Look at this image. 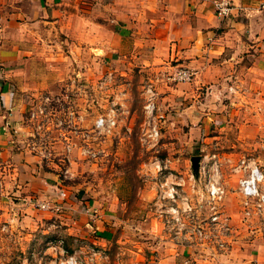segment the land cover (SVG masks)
Wrapping results in <instances>:
<instances>
[{
    "label": "rangeland",
    "instance_id": "rangeland-1",
    "mask_svg": "<svg viewBox=\"0 0 264 264\" xmlns=\"http://www.w3.org/2000/svg\"><path fill=\"white\" fill-rule=\"evenodd\" d=\"M123 48L118 60L107 58L99 67L94 60H73L69 75L79 72L75 80L61 78L54 94H35L27 113L32 121L27 147L53 165L62 183L73 186L78 197L83 193L98 201L100 209L118 214L115 236L101 245L69 235L63 214L52 219L37 215L36 222H27L21 214L10 216V210L0 221V264H62L70 257L79 264H143L160 243L182 241L161 222L154 205L156 161L167 163L165 174L181 184L179 188L204 218L212 213L207 185L217 175L225 194L212 207L232 231L223 238L224 248L214 242L199 246L216 263L223 262L216 258L228 251L232 239L240 248L264 247V210L259 213L254 204H243L239 190V181L251 166L264 172V110L258 107L256 89L250 86V97L245 98L246 87L206 83L180 108H167L161 100L164 83H191L194 71L190 69V81H174L175 71L185 67L164 69L171 63L164 52L159 54L164 62L150 67L133 56L139 45L128 43ZM56 51L64 55L69 48ZM55 62L67 64L64 59ZM192 103L196 106L189 114L178 113ZM111 114L116 124L97 131L95 122ZM185 117L194 123L186 124ZM155 128L159 136L151 137ZM194 157L200 158L198 174L193 173Z\"/></svg>",
    "mask_w": 264,
    "mask_h": 264
},
{
    "label": "crops",
    "instance_id": "crops-1",
    "mask_svg": "<svg viewBox=\"0 0 264 264\" xmlns=\"http://www.w3.org/2000/svg\"><path fill=\"white\" fill-rule=\"evenodd\" d=\"M215 1L0 0V221L10 210V216L21 214L27 222H36L37 215L52 219L63 214L69 235L101 245L115 236L118 214L105 212L83 193L78 197L53 165L45 164L26 144L32 131L27 113L33 96L41 91L54 94L61 78L75 80L79 72L69 75L75 59L94 60L99 67L107 58L118 60L123 46L132 43L140 46L133 56L146 66L164 62L159 56L164 52L171 62L164 69L194 71L191 83H164L165 107L180 108L206 83L232 82L246 87L245 98L250 97L249 87L255 88L258 107L264 110V0H228L234 8L226 18L216 15ZM58 47L69 51L58 54ZM60 59L67 61L66 67L55 62ZM253 76L256 82L251 83ZM195 106L178 113L185 116ZM185 119L186 124L194 123ZM36 204L56 209L40 210ZM237 244L232 239L217 261L264 264V247L248 250ZM152 253L143 264H216L199 245L174 240L160 243Z\"/></svg>",
    "mask_w": 264,
    "mask_h": 264
},
{
    "label": "built area",
    "instance_id": "built-area-1",
    "mask_svg": "<svg viewBox=\"0 0 264 264\" xmlns=\"http://www.w3.org/2000/svg\"><path fill=\"white\" fill-rule=\"evenodd\" d=\"M215 13L219 18H226L230 16L234 8L233 4L228 0H218L214 2ZM193 73L188 68H179L175 71L174 81H190ZM154 107V103L150 105ZM36 113H33V117ZM115 115L111 114L108 117H100L95 122V128L97 131H107L116 124L114 119ZM109 131V130H108ZM151 137H158L159 131L156 128L153 130ZM83 151V153H85ZM1 155V146H0ZM154 172L156 173V188L157 194L155 198V204L159 208V217L165 227H169L174 230L172 232L176 235V239L180 244L184 245H199L207 242H214L219 249L224 248L225 241L223 238H227L231 233V228L228 225L227 219L223 218L217 211L216 207L212 205L219 202L224 194L225 189L218 180L217 175H214L213 180L209 181L207 190L209 192L208 205L211 206L212 213L204 218L191 205V199L184 194L180 189V183H173L170 181V176L165 174L168 169L167 163L156 161L153 164ZM217 168V167H215ZM239 190L241 196L244 199L245 205L254 204L259 213L264 210V172L255 165L249 168V171L239 181ZM253 202V203H251ZM39 208L47 210L48 204H39ZM258 213V214H259ZM175 239V240H176ZM215 240V241H212ZM223 250V249H221ZM62 264H79L76 257H70L66 262ZM189 264V263H188ZM191 264V263H190ZM216 264H226L225 262H217Z\"/></svg>",
    "mask_w": 264,
    "mask_h": 264
},
{
    "label": "water",
    "instance_id": "water-1",
    "mask_svg": "<svg viewBox=\"0 0 264 264\" xmlns=\"http://www.w3.org/2000/svg\"><path fill=\"white\" fill-rule=\"evenodd\" d=\"M200 163V158L199 157H194L192 158V165H193V173L198 174L199 172V164Z\"/></svg>",
    "mask_w": 264,
    "mask_h": 264
}]
</instances>
